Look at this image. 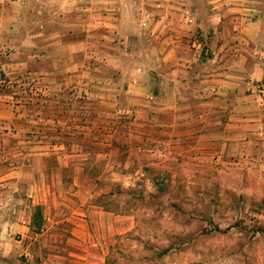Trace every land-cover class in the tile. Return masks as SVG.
<instances>
[{
  "label": "rangeland",
  "instance_id": "1",
  "mask_svg": "<svg viewBox=\"0 0 264 264\" xmlns=\"http://www.w3.org/2000/svg\"><path fill=\"white\" fill-rule=\"evenodd\" d=\"M220 1L207 9L240 6ZM257 1L259 15L217 21L218 49L216 14L202 18L191 68L157 67L151 26L110 49L113 62L78 68L0 34V264H264ZM200 120L190 155H143Z\"/></svg>",
  "mask_w": 264,
  "mask_h": 264
},
{
  "label": "crops",
  "instance_id": "2",
  "mask_svg": "<svg viewBox=\"0 0 264 264\" xmlns=\"http://www.w3.org/2000/svg\"><path fill=\"white\" fill-rule=\"evenodd\" d=\"M210 2L219 11L223 6L220 0ZM246 2L240 0V6L227 5L225 12L218 13L207 9L208 0H0V34L20 39V47L25 50L45 51L46 54L54 52L52 58L56 66L78 68L102 62L104 58L106 64L113 62L116 57L108 53L110 49L122 50L121 43L126 44L131 37L137 41L151 26L155 50L159 52L155 60L157 67L191 68L198 58L189 51L195 47L197 52L201 47V42L194 38V32L197 26L203 28L202 18L216 14L213 18L216 31L210 45L212 49H218V45L222 44L219 40L222 32L218 31L217 21L222 16H230L238 22L243 20L246 11L255 16L261 13L257 8L260 1H251L253 5L249 10L243 6ZM145 3L155 8L148 10ZM165 19L169 20L167 28ZM112 35L118 37L117 49L115 43L110 42ZM15 41L11 40V43ZM201 64L199 61L195 66ZM205 77L200 75L199 82H205ZM190 83L196 84L195 81ZM199 123L195 127L189 124L187 128L184 124V138L177 134L174 126L173 133L169 130V139L154 140V149L143 155L167 157L172 153L180 155V151H183V156L190 155L191 148L196 146V142L192 143L194 137L190 135L201 133V120ZM88 217L93 224L90 210ZM2 244L0 242V246Z\"/></svg>",
  "mask_w": 264,
  "mask_h": 264
},
{
  "label": "trees",
  "instance_id": "3",
  "mask_svg": "<svg viewBox=\"0 0 264 264\" xmlns=\"http://www.w3.org/2000/svg\"><path fill=\"white\" fill-rule=\"evenodd\" d=\"M36 213H37V218L33 219V222H31V225L35 227L37 230H39L42 226V223H41L40 209L38 206L36 207Z\"/></svg>",
  "mask_w": 264,
  "mask_h": 264
}]
</instances>
